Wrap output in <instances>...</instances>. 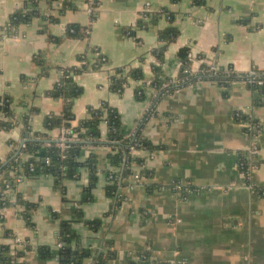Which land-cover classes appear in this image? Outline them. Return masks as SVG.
Returning a JSON list of instances; mask_svg holds the SVG:
<instances>
[{"label": "crops", "instance_id": "0c3cea01", "mask_svg": "<svg viewBox=\"0 0 264 264\" xmlns=\"http://www.w3.org/2000/svg\"><path fill=\"white\" fill-rule=\"evenodd\" d=\"M63 2L42 0L41 15L20 24L16 36H0V93L11 98L16 118L11 129L0 130V194L17 176L4 166L29 135L47 134L48 143L59 137L60 128L49 130L45 119L62 115L65 100L57 84L64 69L82 66L85 55L92 66L75 76L83 93L74 100L72 126L89 117L90 107L106 103L118 110L128 135L137 131L152 105L155 90L149 84L160 63L155 50L164 45L160 32L170 26L179 35L164 52L162 68L169 78L180 72L183 48L192 54L194 72L211 61L237 73L264 69V0H98L93 14L90 0H75L74 8L61 12ZM28 6V0H0V30ZM164 8L171 21L160 18L146 29L136 27L140 14ZM72 24L85 28V36L68 35ZM96 51L106 60L94 68ZM119 68L124 73L141 69L144 77L130 79L117 93L110 81ZM142 86L146 96L138 98L136 89ZM238 111L251 113L262 125L251 178L264 188V93L242 81L221 86L207 80L163 97L143 124V137L159 149L134 154L151 174L132 191L125 186L124 200L118 203L106 191L110 163L103 123L100 143L87 144L80 156L84 162L91 152L98 155L93 198L80 202L89 183L85 167L64 182L65 194L54 187L52 175L24 176L7 194L12 201L20 196L37 204L30 211L31 224L24 205L1 208L0 244L26 241L32 247L25 254L28 264H59L55 257L43 260L38 248L58 249L61 221L71 220L82 246L91 250L83 264H96L107 248L116 257L106 264H264V196L245 184L237 165L239 154L254 141L236 118ZM97 220V227L87 223Z\"/></svg>", "mask_w": 264, "mask_h": 264}, {"label": "trees", "instance_id": "16d2710c", "mask_svg": "<svg viewBox=\"0 0 264 264\" xmlns=\"http://www.w3.org/2000/svg\"><path fill=\"white\" fill-rule=\"evenodd\" d=\"M41 1L42 0H28L29 6L27 8L19 10L11 16V25L17 29L20 24L29 23L34 17L41 15ZM48 1L53 2L55 0ZM92 1L97 7L98 0ZM74 7L75 0H64L61 12ZM171 17L172 14L165 8L153 13L144 12L140 14L136 22V27L139 29H146L151 24H156L160 18H168L171 21ZM67 33L72 37H82L85 36V28L80 25L72 24L68 26ZM178 35V29L173 26L160 32V38L164 42V45L155 50L160 63L154 67V75L149 84V86L155 89V94L150 109L144 117L140 119L138 129L134 134L137 143L136 148L138 150H147L151 152L159 149V146L154 145L149 139L143 137L141 128L150 117L156 114V108L160 100L175 90L198 80V76L195 74L185 72L186 69L192 66V60L188 57L189 49L187 48H183L180 51L181 66L178 76L169 78L164 75L162 61L166 46L168 43L175 40ZM96 52L97 58L95 62H93L94 68L101 67L106 60L98 51ZM36 58L40 64H43L40 61V57ZM80 59L83 63L82 66L79 68L64 69L56 87L59 96L63 97L65 100V107L62 115L50 114L45 119L46 127L49 130L67 126L71 129V134H77V140L71 142L69 148L62 150L58 146L57 140L48 143L46 142V140L48 141L49 139L47 134L36 132L27 137L24 146L19 148V152H15L16 155L12 153L9 161L4 167L14 169L18 176H28L30 174L52 175L54 178V187L61 190L63 194L66 193L64 182L68 179L78 177L80 169L85 167L89 173V183L84 187L80 201L81 203H85L93 198V189L96 187L99 180V159L95 152H91L84 162L80 161V156L87 144L92 143L96 145L100 143L103 136L101 126L105 123L107 132L106 140L103 142V145L107 146L109 149L107 157L110 167L121 168L120 172H118L119 177L118 173L113 172V170H107L109 184L106 187V191L110 197L114 198L119 203L125 199L124 197L126 195L122 189L127 185L131 175L138 171L143 178L144 176L149 177L151 172L144 168L145 161L143 159L136 157V155L130 152L129 146L133 143L132 138L126 133L121 115L116 108L106 103L97 108L90 107L88 110L89 117L81 121L79 125L75 127L72 126L71 121L74 119V100L83 93V88L76 82L75 76L92 66L87 55ZM205 67L204 65L203 68ZM236 75L237 74L232 73L228 76L225 73H219L207 77L206 74H203L202 78L216 81L221 86H228L231 84V81L237 79ZM143 77L141 69L132 68L129 69L127 73H124L123 69L119 68L111 77V88L117 93H122L128 86L130 79L139 80ZM250 87L264 93V85H251ZM136 95L138 98H144L146 96L145 86L138 87L136 89ZM11 104V98L0 93V130H9L16 123V118L11 110ZM23 154H25V156H23ZM239 157H245V152L240 153ZM111 174L113 175L112 178H110ZM15 181L14 179L9 182L8 186L14 188ZM175 186L176 184H173V187ZM6 188L7 187H5L4 191H6ZM148 189L151 190L154 188L148 185ZM180 190H183V187L180 186ZM257 190L261 191V189ZM14 204H22L25 206L23 214L27 222L31 224L30 211L33 210L37 204L24 201L20 196L16 198V201H12L9 194L4 192L0 194V209ZM73 211L80 219L84 217L81 209L73 208ZM87 223L95 224L96 227L99 225L98 220L87 221ZM6 234H9V232L6 231ZM58 237L59 243H61L60 248L56 250L52 249L50 246H40L38 248L39 256L43 260L55 257L58 259L59 264H83L84 260L91 254L90 249L82 246L81 237L75 231L71 220L61 221ZM21 244L22 247H17L15 250L12 248L11 244H0V264H28L25 260V254L28 250L32 249V247L26 241H22ZM114 257H116V252L107 248V250L102 251L98 255L96 264H106Z\"/></svg>", "mask_w": 264, "mask_h": 264}, {"label": "built area", "instance_id": "2783aa9c", "mask_svg": "<svg viewBox=\"0 0 264 264\" xmlns=\"http://www.w3.org/2000/svg\"><path fill=\"white\" fill-rule=\"evenodd\" d=\"M89 12L93 14L95 9L97 8L92 0L89 2ZM89 30L87 29V32ZM0 36L2 38H8L10 36H16V28H14L10 21L0 30ZM188 57L192 60V54L189 52ZM206 66L203 68V66ZM185 72H189L190 74H195L198 76V80H196L194 83H190L188 85H195L198 83H201L203 81H207L210 79H203L202 76L203 74H206V76L210 77L219 73H225L228 76H230L232 73L237 74V79L234 81H242L248 86L251 85H256V86H263L264 85V69L260 70L257 68L251 69L249 72L246 73H237L234 70L228 68V67H221L218 65L216 62H207L203 64L198 72H194L192 70V66L189 69H186ZM213 81V80H210ZM231 81V82H234ZM216 82V81H214ZM217 83V82H216ZM187 85V86H188ZM223 86V85H222ZM152 90H155L154 88ZM236 118L238 120H243L245 123L246 127V132L249 134V136L254 140L252 146L245 152V157H239L237 161L238 167L241 169L242 174L244 179L246 180V185L250 187L253 191H256L260 195L264 196V188H258L253 182L251 178V171L253 168L257 166V157L260 152L259 145L255 141V139L260 135L262 132V125L260 122H258L252 115L251 113L244 114L243 111H238L236 113ZM135 134V132H134ZM134 134L130 135V138H132V144L129 146V150L132 154H135L138 149L136 148V139ZM77 140V134H71V129L67 126H62L60 128V134L59 137L57 138L58 146L62 149L65 150L69 148L71 142H74ZM24 146V143L21 144L20 148ZM153 153H151V157H153ZM25 156V154H23ZM113 172L118 173L120 172L121 168L119 167H110ZM23 175H17L16 176V182H21L23 180ZM113 175H110V178H112ZM119 177V173H118ZM142 180V177L138 171H136L131 177L129 178V181L126 185V188L130 191L134 190ZM6 191L4 193L7 194L8 190L10 187L7 185L6 186ZM257 189H261V191H258ZM22 241H16L14 245H12V248L15 250L17 247L21 246ZM61 247V243H59L58 248Z\"/></svg>", "mask_w": 264, "mask_h": 264}]
</instances>
